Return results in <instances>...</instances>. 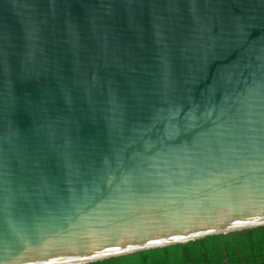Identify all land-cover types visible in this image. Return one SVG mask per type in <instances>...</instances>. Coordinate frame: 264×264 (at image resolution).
I'll use <instances>...</instances> for the list:
<instances>
[{
    "label": "water",
    "instance_id": "obj_1",
    "mask_svg": "<svg viewBox=\"0 0 264 264\" xmlns=\"http://www.w3.org/2000/svg\"><path fill=\"white\" fill-rule=\"evenodd\" d=\"M262 225L264 0H0V264Z\"/></svg>",
    "mask_w": 264,
    "mask_h": 264
},
{
    "label": "trees",
    "instance_id": "obj_2",
    "mask_svg": "<svg viewBox=\"0 0 264 264\" xmlns=\"http://www.w3.org/2000/svg\"><path fill=\"white\" fill-rule=\"evenodd\" d=\"M236 231L245 232V234L250 233L251 236H249L248 238L242 239L246 241V242L244 241L246 243L245 245L244 243H239L238 241L241 239H237V238L236 239H225L226 241L221 242V243H226V247L224 248L223 253L230 252L231 253L230 259H216L213 262H210L206 255V246H205L206 244H203L204 239H206L207 236L201 239H195V240L189 241L183 244L184 245L183 247H189L188 246L189 244L191 245V247L199 250V255L202 259V261H200V264H264V246H263L264 244V225L249 228V229L236 230ZM257 231L262 232V235L260 234V238L259 237L256 238L255 236L252 235L253 232H257ZM175 245H170V246H165V247L155 248V249H158V250L169 249V247L175 246ZM177 245H181V244H177ZM243 248L245 249L243 250ZM149 250L138 251L134 253L136 255L141 256L142 259L145 261L148 258L147 253ZM245 250H247L248 253H251L252 251H256L257 254L251 253L249 255H244L243 253H245ZM124 256L121 255L117 257H110V258L103 259V260H97V261L81 263V264H123L120 262L121 261L120 259ZM135 264H138V263H135ZM190 264H198V263H190Z\"/></svg>",
    "mask_w": 264,
    "mask_h": 264
},
{
    "label": "rangeland",
    "instance_id": "obj_3",
    "mask_svg": "<svg viewBox=\"0 0 264 264\" xmlns=\"http://www.w3.org/2000/svg\"><path fill=\"white\" fill-rule=\"evenodd\" d=\"M260 234L262 235V232L257 231L253 232L252 235L256 238H260ZM216 236H220L219 234H212L208 235L206 237V255L210 262H213L216 259H230L231 253H223L224 248L226 247V243H221L226 240H219L214 239ZM241 239L238 242L246 244L245 239L243 237L237 238ZM245 241V242H244ZM170 246V245H168ZM184 245H175L169 247V250L167 252H163L158 249H151L148 251L147 254H149L147 257V260H143L141 256L136 255L135 253L125 254L124 257H122L120 260L123 264H187V263H198L200 264V261H202L199 250L191 247V245L188 244L189 247H183ZM264 246V244H263ZM160 248V247H158ZM245 248H243L244 250ZM148 250V249H147ZM230 250V249H229ZM144 251V250H142ZM243 253V252H242ZM252 254H257L256 251H252ZM251 253H248L247 250H245L244 255H249ZM202 263V262H201Z\"/></svg>",
    "mask_w": 264,
    "mask_h": 264
},
{
    "label": "crops",
    "instance_id": "obj_4",
    "mask_svg": "<svg viewBox=\"0 0 264 264\" xmlns=\"http://www.w3.org/2000/svg\"><path fill=\"white\" fill-rule=\"evenodd\" d=\"M220 236H216L214 239H219V240H225V239H236V238H248L249 236H251L250 233L245 234V232H240V231H231V232H227V233H219ZM231 241V240H230ZM206 243V239H204L203 244ZM155 249V248H154ZM163 252L168 251L169 249H160ZM149 254H147L148 256Z\"/></svg>",
    "mask_w": 264,
    "mask_h": 264
},
{
    "label": "snow or ice",
    "instance_id": "obj_5",
    "mask_svg": "<svg viewBox=\"0 0 264 264\" xmlns=\"http://www.w3.org/2000/svg\"><path fill=\"white\" fill-rule=\"evenodd\" d=\"M253 221H245V223H251ZM198 235V234H197ZM171 239L176 240V239H187V237H171ZM161 241H150V243H160ZM106 251H120L121 249L117 248V249H105ZM127 250V249H125Z\"/></svg>",
    "mask_w": 264,
    "mask_h": 264
}]
</instances>
